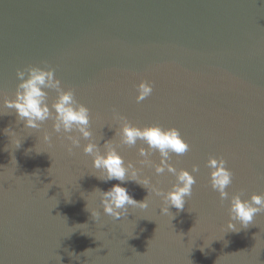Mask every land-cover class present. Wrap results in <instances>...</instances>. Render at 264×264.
I'll list each match as a JSON object with an SVG mask.
<instances>
[{
    "label": "water",
    "instance_id": "obj_1",
    "mask_svg": "<svg viewBox=\"0 0 264 264\" xmlns=\"http://www.w3.org/2000/svg\"><path fill=\"white\" fill-rule=\"evenodd\" d=\"M45 64L89 108L94 138L114 136L113 109L138 127H175L190 150L170 163L199 171L173 219L150 194L148 208L113 220L93 190L119 182L92 175L87 141L69 155L67 141L53 135L48 147L14 114L0 117V264H264V213L226 232L229 200L220 203L206 166L225 159L229 196L264 194V0H0V92L13 98L16 70ZM141 79L153 93L137 103ZM5 127L18 130V149ZM138 146L117 151L135 162ZM143 175L165 192L175 182L151 167ZM122 186L137 201L148 195Z\"/></svg>",
    "mask_w": 264,
    "mask_h": 264
},
{
    "label": "clouds",
    "instance_id": "obj_2",
    "mask_svg": "<svg viewBox=\"0 0 264 264\" xmlns=\"http://www.w3.org/2000/svg\"><path fill=\"white\" fill-rule=\"evenodd\" d=\"M15 75L19 82L13 98L10 99L7 94L0 92V117L14 114L22 129L39 131L40 141L48 147L52 146L53 135L57 140L67 141L64 147L69 155L73 154L74 148L81 147V140L87 141L83 144L82 152L91 157V168L94 170L92 175L105 183L112 180L119 182L107 190H93L99 195V203L105 215L113 220H120L128 216L130 208L146 209L150 194L160 197V213L171 214L172 219L174 217L169 211L170 208L178 211L184 209L186 198L192 195L193 185L196 183L193 173H198L199 168L193 164L189 172L184 168L178 170L170 163L174 156H182L190 150V145L177 128H165L159 124L138 127L113 109L111 120L118 127L107 126L114 130L113 137H118V142L114 144L113 137L107 140L101 137L97 140L90 130L89 108L76 99L73 88L62 86L53 68L46 64L44 67L30 65L17 69ZM135 89V101L140 103L152 95L153 84L141 79ZM50 92H54L55 96L50 98ZM45 122H50V131L43 127ZM3 134L9 138L15 149L21 146L23 139L20 138L18 130L5 127ZM102 139L104 142L101 145L99 141ZM137 141L142 145L136 148L139 159L135 162L125 161L117 151V146L132 147L137 145ZM7 148L8 145L5 150ZM154 152L158 153V163L151 159ZM13 160L15 162V158ZM206 166L209 168L208 185L218 194L220 203L229 200L228 219L224 225L226 232L246 229L257 214L264 213V194H252L248 199L241 198L242 192L229 196L226 189L233 182V173L226 166L223 157L210 155ZM145 167H151L158 176L165 172L172 174L175 182L165 192L143 175ZM126 182H135L146 189V198L141 201L134 199L128 189L122 186ZM86 210L92 220H99L100 213L95 208L89 209L87 205Z\"/></svg>",
    "mask_w": 264,
    "mask_h": 264
}]
</instances>
